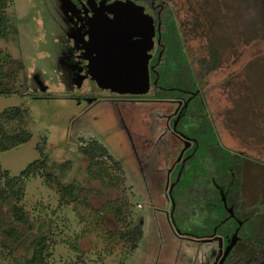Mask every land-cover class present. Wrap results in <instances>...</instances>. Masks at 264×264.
<instances>
[{"label":"rangeland","instance_id":"1","mask_svg":"<svg viewBox=\"0 0 264 264\" xmlns=\"http://www.w3.org/2000/svg\"><path fill=\"white\" fill-rule=\"evenodd\" d=\"M167 1L178 22L189 26L185 48L202 92L190 113L207 114L224 147L260 162L249 160L240 171V206L248 216L259 192L264 193V0H193L205 24L197 35L190 32L184 0ZM6 3L12 28L7 38L0 37V61L2 54L8 56L4 64L8 58L15 60L5 69L17 74L11 79L15 92L0 93V112L10 106L24 109L23 124L12 121L5 126L10 133L28 129L32 136L1 151L0 166L10 176L18 175L41 158V152L51 167L70 162L66 170L53 171L57 179L47 180L36 172L24 182L22 204L28 221L14 244L2 236L11 245L12 256L19 260L30 254L28 243L44 223L51 246L48 264H73L79 254L88 264H210L214 242L177 234V230L202 234L211 227L210 200L195 193L178 197L173 225L164 210L165 168L181 145L166 129L165 114L172 103L153 100V90L133 100L100 89L83 76L75 0ZM213 56L215 67L205 75ZM93 140L106 148L121 171L101 156L100 163L89 168L78 147ZM71 182L79 190L78 200L60 202V185ZM113 201L123 206V224L112 218ZM7 217L6 225L14 223ZM259 217L264 230V211ZM202 220L208 221L205 228L200 226ZM130 221L141 226L142 235L126 255L127 243L114 238L110 244L107 233L126 230ZM0 250V264H12V256H7L11 249ZM99 258L103 261L97 262Z\"/></svg>","mask_w":264,"mask_h":264},{"label":"trees","instance_id":"2","mask_svg":"<svg viewBox=\"0 0 264 264\" xmlns=\"http://www.w3.org/2000/svg\"><path fill=\"white\" fill-rule=\"evenodd\" d=\"M145 1L148 2L149 0ZM155 1L159 2L157 7L160 9V41L162 43L161 60L158 66L160 78L157 81L161 85V89L158 90L156 88V92H159L162 96L185 98L188 96V91H193L194 95L190 98L187 105L189 106L192 103L194 105L196 98H201V92L199 89V81L192 71L185 48V36L187 30H189V26L186 21L178 22L175 10L167 0ZM184 2L185 6L183 8L186 13H189V18L192 22L190 32L197 35V30L205 25L200 17L201 12L197 11L200 8L193 3V0H184ZM6 7H8L6 0H0V37L2 38H7L12 28L11 20L5 13ZM2 56L4 59L8 57L6 54H2ZM214 56L209 61V67L204 73L205 75L215 67L216 59ZM3 60L0 61V93L15 92L11 86V79L17 72L15 69L9 71L5 69L7 63L11 65L15 60L8 58L5 64ZM152 90L154 92L155 89ZM25 115V110L19 106H10L0 112V152L14 148L21 143L27 142L31 138L32 134L28 129L22 128L17 132L10 133L5 126V123L12 121H18L23 124ZM195 117L197 120L190 121L187 115H182L177 125L181 126L185 133L194 136L198 143L196 152L192 156L209 158L210 164L208 168L205 167L204 169L200 164L193 163V167L197 170L195 175L194 173L188 175L189 170L187 169L182 172V176L177 181L174 189L176 191V194L174 193L176 204L179 199L178 197L183 199L187 196L186 193L185 195H181L180 189L186 190L187 188H191V192L195 193V195L198 194L200 197L208 198L211 203L212 199H215L217 195L212 193L206 194L203 191L202 185L206 187V183L214 175L215 181H220V190L223 188L227 204L233 206L234 213L242 220V224L238 225L234 218L229 216L227 211L221 207L220 201V218L217 217V210L213 209V211H210V219H214V223L210 224L211 227H206L207 230H204L202 234L197 236L204 237L209 233L212 234L213 227H216L217 233H220L224 240L228 241L237 228L239 237L226 256L223 264H264V230H261L263 228L261 227L262 220L259 217L264 211V193L259 192V201L255 208L250 210L248 216H243V210L240 206V196L243 190L242 174L240 171L245 168V162L249 160L252 164H259L260 162L253 161L252 159L248 160L243 155L232 152L231 149L224 147L219 142L214 125L207 114L193 116V118ZM195 121L198 122L196 125L193 124ZM39 149L41 150V148ZM78 153L86 158L89 168L99 164L98 158L101 156L110 160L115 169L121 171L118 163L112 158L106 148L97 141L93 140L85 144L83 143L78 147ZM40 156L41 158L29 163L26 168L15 176H10L8 171L3 170L0 166V249H11L7 251L8 257L12 256L13 249L11 245L8 246L9 242H7V239L2 236L9 238L10 243L14 244L15 241L17 242L19 240L21 227L28 221L27 211L22 204L24 182L36 172L44 173L46 178H48L47 180L52 178L57 179L58 175L55 176L53 171L66 170L70 164L69 161H64L58 163L56 167L54 165L51 167V165L49 166L50 162L48 164L47 154L41 152ZM88 172L90 174V169H88ZM202 173L203 177L204 174L208 176L206 179L207 182H203V184L201 181ZM191 175H194L192 179L193 184L189 186V178ZM58 192L60 194V202L67 199L78 200L79 198V190L76 189L75 182L61 184ZM110 207L112 208L111 214L114 221L118 224L126 222V216L121 203L117 204V201H113ZM98 212L96 210V213ZM78 214L81 217L79 212ZM7 216H11L14 223L6 225L9 219ZM202 222L204 224L202 223L200 226H204L203 228H205L208 221L205 222L202 220ZM49 226L48 230H50ZM43 227H45L44 223H40L37 226L38 234L31 238L29 241L30 244L28 243L31 247L30 254L28 256L22 255V258L19 260H16L12 256L10 259L12 264H48L49 258L51 257L50 236L49 232L45 233L43 231ZM179 232L186 234V232ZM141 235V226L135 221H130L127 223L126 230L108 231L107 238L110 244L114 238L127 243L124 252L128 255L137 247ZM72 248L76 251L77 245L73 244ZM2 254L0 252V255ZM102 261L100 258L97 260V262ZM73 264H88V262L86 263L81 257V254H79Z\"/></svg>","mask_w":264,"mask_h":264},{"label":"flooded vegetation","instance_id":"3","mask_svg":"<svg viewBox=\"0 0 264 264\" xmlns=\"http://www.w3.org/2000/svg\"><path fill=\"white\" fill-rule=\"evenodd\" d=\"M76 1V9H77V20H78V33H79V56L82 64L81 71L83 72V76H86L88 79L93 80L94 83L97 85L96 81L93 78V71L91 67V59L94 55L92 53L91 47V39L92 33L94 31V27L96 24L103 23L105 24L106 28L110 26L109 29L117 27L116 20L114 15L108 11V9L113 6L116 2H128L134 6H137L142 10V14L146 17L147 24H148V31L151 40L153 41L152 45L146 50V54L148 55V81H149V89L146 93H117L113 91H109L111 93L121 94V95H128L130 99L139 100L140 97L143 98L144 96L147 97V94L150 90L155 89L153 92V100H160V101H168L172 103V109L169 110L166 116V129L175 134L180 142L181 145L178 149L177 155L174 157L173 161L165 168V187H164V195L166 197V208L164 209L166 215L168 216V220L171 225H173V212L176 209V201L175 195L176 191L174 190L176 187L177 181L181 178L182 172L187 169L189 170V174L195 175L197 173L195 168L193 167V163L200 164L201 167L205 169V167H209L210 159L204 158L201 156H192L197 149V141L194 136L185 133L182 130L181 126H178L177 123L182 117V115L189 117L190 121H193L194 118L190 113V109L192 108V104L189 106L188 101L194 95L193 91H188V96L185 98H178V97H167L162 96L159 92H156V88L158 90L161 89V85L157 82L160 78V71H159V62L161 60V50H162V43L160 41V9L157 7L159 5L158 1L149 0L148 2L145 0H75ZM138 2H142L143 5L141 6ZM133 34L139 33V29H135L132 31ZM132 42H136L138 40L137 36H133L130 38ZM98 86V85H97ZM99 87V86H98ZM100 88V87H99ZM103 90L108 91L105 88H100ZM201 92V91H200ZM202 93V92H201ZM95 101L96 99H92ZM208 174V173H207ZM194 175L190 176L189 178V186L193 184V177ZM202 173V184L203 182H207L206 179L208 176H205ZM218 175V174H217ZM207 186L204 187L202 185L203 191L212 194H216L217 197L212 199L211 207L214 210H217L218 216L220 218V201L221 207L227 211L229 216L233 217L234 220L239 224L242 222L240 218L235 215L233 206L227 204L226 196L224 194L223 188L220 190V181H215L214 175L211 176L209 182L206 183ZM188 189V191H186ZM186 190L180 189L181 195H186L191 192V188H187ZM232 208V214L228 211V208ZM242 224V223H241ZM237 229V228H236ZM235 229V230H236ZM234 230V231H235ZM238 233V232H237ZM177 234L185 235L182 237L190 238V236L195 237L198 241H204L208 243H215L216 247L212 249V256L210 264H218L219 261L222 259L224 254L225 248L228 245L229 241H225L223 236L220 233H217V228L213 227L212 234H207L204 237H198L193 232H187L186 234H181L179 230H177ZM238 235V234H237ZM239 237V236H238ZM238 239V238H237ZM234 246V245H233ZM232 246V247H233ZM231 250V249H230ZM229 253V252H228ZM228 255V254H227ZM226 255V256H227ZM207 258V256H206ZM226 257L224 258V260ZM224 260L221 262L223 264Z\"/></svg>","mask_w":264,"mask_h":264},{"label":"water","instance_id":"4","mask_svg":"<svg viewBox=\"0 0 264 264\" xmlns=\"http://www.w3.org/2000/svg\"><path fill=\"white\" fill-rule=\"evenodd\" d=\"M108 11L114 15L117 27L109 29L110 26L106 28L103 23L94 27L90 42L94 54L90 62L93 78L100 88L108 91L146 93L149 89L146 50L153 43L146 17L140 8L128 2H116ZM135 29H139V33L133 34ZM133 36L138 37L136 42L130 40ZM228 211L231 212L232 208L229 207ZM237 232L238 229L231 235L218 264L236 243Z\"/></svg>","mask_w":264,"mask_h":264}]
</instances>
